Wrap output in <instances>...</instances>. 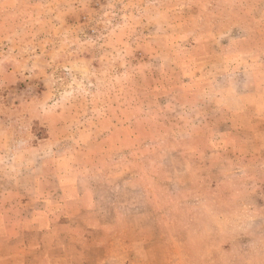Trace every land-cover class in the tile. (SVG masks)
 I'll list each match as a JSON object with an SVG mask.
<instances>
[{
    "label": "rangeland",
    "instance_id": "1",
    "mask_svg": "<svg viewBox=\"0 0 264 264\" xmlns=\"http://www.w3.org/2000/svg\"><path fill=\"white\" fill-rule=\"evenodd\" d=\"M238 23L251 33L236 53L262 78L264 21ZM215 30L217 0H0V148L51 142L65 171L98 177L78 179L83 193L143 188L108 197L124 220L95 264H264V142L232 164L172 142L199 119L184 114L198 96L180 78L200 54L185 48Z\"/></svg>",
    "mask_w": 264,
    "mask_h": 264
},
{
    "label": "crops",
    "instance_id": "2",
    "mask_svg": "<svg viewBox=\"0 0 264 264\" xmlns=\"http://www.w3.org/2000/svg\"><path fill=\"white\" fill-rule=\"evenodd\" d=\"M198 17L202 18V14ZM238 20L264 21V0H217V30L213 32L217 42L213 37L185 48L190 53H200L188 74L180 78L191 88L188 93L198 96L191 98L197 100L195 108H186L184 114L193 116L199 111V119L175 129L172 142L208 145L206 149L179 153L184 159L194 155L207 156L210 163L216 158L217 163H245L263 147L264 76L255 74L251 57L236 53L234 36L251 33ZM216 58L217 69L214 64L208 69L207 65ZM4 147L0 148V264L101 261L110 236L119 239L124 220L113 195L111 200L108 197L127 188H136L135 194L142 195V186L119 183L107 189L95 182L83 193L77 186L78 179L98 177L65 171L51 142H39L21 151L9 143ZM35 151L41 155L39 170L32 169ZM11 159L16 166L13 172L7 170ZM185 169L189 172L191 168ZM13 185L16 197L11 194ZM18 240L21 254L15 256L14 244Z\"/></svg>",
    "mask_w": 264,
    "mask_h": 264
}]
</instances>
